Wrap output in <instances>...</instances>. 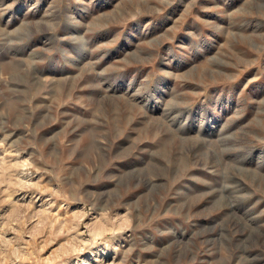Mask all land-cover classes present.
Here are the masks:
<instances>
[{"label": "rangeland", "instance_id": "obj_1", "mask_svg": "<svg viewBox=\"0 0 264 264\" xmlns=\"http://www.w3.org/2000/svg\"><path fill=\"white\" fill-rule=\"evenodd\" d=\"M0 264H264V0H0Z\"/></svg>", "mask_w": 264, "mask_h": 264}]
</instances>
